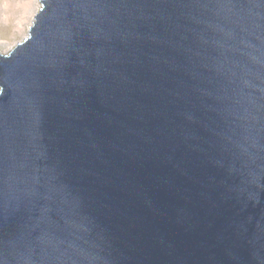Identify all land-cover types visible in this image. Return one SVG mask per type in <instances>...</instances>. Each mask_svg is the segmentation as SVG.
<instances>
[{
    "label": "water",
    "instance_id": "1",
    "mask_svg": "<svg viewBox=\"0 0 264 264\" xmlns=\"http://www.w3.org/2000/svg\"><path fill=\"white\" fill-rule=\"evenodd\" d=\"M0 264H264V0H39L0 52Z\"/></svg>",
    "mask_w": 264,
    "mask_h": 264
},
{
    "label": "rangeland",
    "instance_id": "2",
    "mask_svg": "<svg viewBox=\"0 0 264 264\" xmlns=\"http://www.w3.org/2000/svg\"><path fill=\"white\" fill-rule=\"evenodd\" d=\"M39 6V0H0V52L23 38Z\"/></svg>",
    "mask_w": 264,
    "mask_h": 264
}]
</instances>
